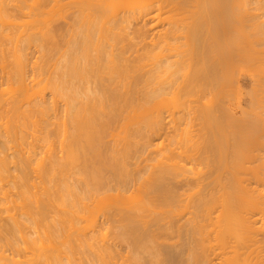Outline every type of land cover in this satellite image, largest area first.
<instances>
[{"label":"bare ground","instance_id":"bare-ground-1","mask_svg":"<svg viewBox=\"0 0 264 264\" xmlns=\"http://www.w3.org/2000/svg\"><path fill=\"white\" fill-rule=\"evenodd\" d=\"M48 1L49 0H0V57H2L1 61H3V57L5 59L6 56L9 57L12 54L13 55L10 57L11 58L14 57V59H12V61H11V63H12L14 60V62H13L14 65H11L9 63L10 61L8 62L9 65L12 66L11 70L8 69L9 70L8 72H10V73H8V75H7V72H6L7 70L3 73H6V79H7V80L5 79L6 82L8 80L13 81L11 79H17L16 80L17 82L13 81L15 83L10 82L13 85H11L10 83L8 84V82L6 83V85L7 84L11 85L10 86L11 88L8 87V85H7L6 89L4 87L5 91L6 90L10 91L9 93L6 92V93H8L5 95L6 98H7V95H9V94L12 95L13 93L16 92L15 94H13L14 96L13 95L11 97L8 96V97H10L9 99H5L4 97L0 96V119H1L0 120V138L3 136L4 139H5V137L8 139V140H3L2 141L3 143L0 141L2 144L5 143L4 145L1 144L2 146H0V147H2L0 149V183H1L0 184V264H43V263L45 264V262L48 259H51L49 256H46L47 253H46V255L44 254L45 256H42V259H41V256H40L42 253V251H41L40 254L38 255V257L34 253V256H36V258H35V260H32L31 256H33V255L30 256L29 255L30 252L28 251V253H29L28 255L31 258L26 255L25 258L28 257L29 259L27 258L25 262H22L19 259V254L20 253L24 254V253L22 250L23 248L20 246L19 240L25 239L24 237H26L28 235V234L24 235L26 233L25 231H27V233H28V229L27 230L24 229L28 225L27 226L25 225V227H24V224L34 225V224H37L38 221H42L41 223H44V221H47L46 223H48V220L50 219L51 214L53 215V213L51 212L52 211L51 209H53V208H50V207H52L53 202L57 199L56 196H58V198L62 197V200L60 199L61 201L64 200L62 203L60 202L59 199L56 200L57 203H58V201L60 202V204H58V205H60V209H64V211H65L67 209L66 207L68 206L69 207V209H67L68 211L69 210L72 211V209H74L72 211L73 212L72 214L74 216H77V214L81 215L80 212L77 214L74 213V212H77V209H78V211H81L83 213H85V211H86V210L85 211L83 210V207H82L83 205H80L79 202L76 203L77 200L78 201H79V199L82 200L81 196H80L82 194V193H80L82 186L80 187L81 188L80 192H79V188H78V192L80 193V195H79L80 198H79L78 194H76L77 188L76 189L75 188L72 189L73 187L70 188L71 184H69L68 182H66L64 184L65 186H67L66 184H68L69 185L68 187L71 190H73V191L70 190V192L74 193V195L72 194V196H73V198L74 197L77 198V199H75L76 201H74V199L72 200V196H70L71 194L67 196L66 190L68 191V188H65L66 190L65 189L62 190L60 188L63 191V193H66V196L68 198L67 199L68 202L65 201V199H66L65 194L62 195V192L60 191L61 192L60 193L61 196H60L58 194L59 191L55 190L58 188V186H57V184L56 185L54 184V183H56V182H54V180H53L54 183L52 184V183H50V180L47 181V179H46L47 184L50 183V186H52V189L50 188V186L48 187L46 185V182H45V185H46L45 187L46 188L48 187V189L44 188L46 192H43L40 190L41 192L44 193V195L42 193L40 194L41 196L43 195L42 197L39 196V194H34V193H31L32 195L30 194L29 189H31V188H29L28 186H30L33 183H31L30 182L31 180H29L30 178H29V174H28L29 172L27 170V168H28L27 164L28 163L31 164L30 161L32 160V157H30L31 158L30 161L28 159H26L24 161L25 158H23L22 162H20L21 161L20 157L22 158L23 156H22V154L20 156V152L22 151V147L19 145L22 143L20 141L23 140L22 132H24V133L26 132V134H27V131H28L27 128L28 129L29 128H36V130H34L32 132L38 131L41 134H45V138L42 137L43 138L42 140H52L53 139L52 127H54V131L57 134L55 133L56 135L55 134H53V135H55L58 140L61 138V136H62V138H61L62 140H68L67 144H69V146H67V144H66V146L69 147V154H68V148L65 147V144L64 145L62 144L67 149V151H65L64 148H63L64 150L62 149L63 152L65 151V153H63V155L69 158L68 159L65 157V162H64L65 164L62 162V157H61V162L63 163V165L57 164V163L62 164L59 162L60 160L58 159L60 157H58V158L56 157L57 158L56 161H58V162L52 161V162H50V164L48 163L49 161L46 160L47 163L46 162L44 163L45 165L47 164L46 166L43 165V161H41L42 165L40 168H42V166H43V169L42 170L39 169V170L45 176H47V175L49 176V177H44V175H43V178H42L43 180H44V178L50 179L52 177V175H50V174H52L51 172L55 171L56 168L63 170L62 168L64 167V165L65 166L68 165V164H66L67 162H71L70 163L71 166H74V165L76 166L79 164L78 161L81 163V159H82L83 162L81 163V165L83 163H84V165L83 166L80 165V167H83V168L77 167V168H80V169H78L80 173L78 171H77V173L81 174L80 176L84 177L81 179H83V181H82L83 183L86 182L84 184L87 186V189L85 188V189H83V191L88 190L87 192H84V193L88 194L89 197H92L95 194V192L97 194V191H100V190H101V192L103 191V193H104V189L108 191L107 194H109L110 191H115V192L117 191V193L120 194V193H124V192L127 193L126 191H128L129 188H131L132 191L131 190L130 191L133 193V191H136V188H134V187L138 186V188H139V186H140L138 184L140 183V180L142 179L140 177H141V172L143 170L141 169V167L139 168V166H138L137 168L141 169L142 171H138V170L134 169V170H136L137 173H134L131 171L130 174L126 175L127 170L126 171L123 170L125 172V175H124L121 173V171L118 170L119 165L120 166L122 165V163L120 164L119 160L121 159L122 155L124 157L126 156V160H128V159L131 160L132 159L131 157H133V155H135V158H136V156H138V154L140 155L142 148L139 147L141 149L135 150L136 152L132 155L129 154V152L130 153H132V152L130 150L128 151V149H126L127 151L124 149L125 151H122V152H120V150H115V149H114L115 152L113 151V149L111 151L110 150L111 148L105 147L106 145H104L103 142L100 141V140L104 141V139L107 136V132H108L107 130L108 129H109L108 133L110 135L112 134V132L110 133V129H112V128H109V127H111L112 125L114 127V124L116 125L117 123L118 124L120 123L119 120L121 118L122 119L120 121H122L123 118H125L126 120H123L125 122H123V121L121 122V123H123V126L121 125L122 126L121 132H124L123 133L124 135L120 132L122 135H121V137H119L120 133H119V131H116L117 133L114 132V134L112 136H113V138H115L117 136L118 139L117 138L113 139L112 136H111V138H112V140H119V138H121L120 140H137V139L143 140L142 147H144L143 149H146V151L143 150L141 152V154L143 155V152L147 153V151H149L148 149L151 148V144H152L151 142L153 141L152 137L155 135H160L161 132L164 130L162 116L157 117V118L153 117L156 119H154V122L151 121V120H153V118H151L148 115L149 114L148 112L151 111L150 107L152 109L153 107L157 108V107L164 106L166 104V101H167V95H169V94L176 95V94H179L181 91H184V90L188 91V89H189V93H190L191 90L194 88H196V89L201 88L204 91L205 90L206 91H209V90L213 91V88H215V87H216L215 89H218L220 87L222 88V87H225L227 85V82H225L226 80L223 79L224 77L220 76V78H219V76H218L219 72L214 67V65L217 66L216 64L218 63V60L216 61L215 64H214V61H212V60L217 58L215 55L217 50L221 49L219 47L220 45L218 46V48H215V47H217L216 42H218V39L220 40L219 36L222 34V36H224L223 38H225V37L229 36L228 35L229 29L231 30V28H233V26L237 27L235 24L231 25L232 23L230 24V22L228 21V17H226L231 12L230 10H227V9H226L227 11L224 10L225 8H227L226 7L227 4L224 5L222 3V6L224 5L225 8H222L223 11L222 10L219 11L221 13V16L223 15L224 18L226 17L225 18L226 20L224 19V21H223L222 18L220 20V21H222L221 23L224 25V29H223L222 33H220V35H219V33H217V34L215 33V31H214L215 26L213 25L214 24L213 21H215V20H212L213 16L214 17L215 16L219 17V16L215 15L216 11L215 12L213 11L214 15L212 14L211 15L212 17H210V11H208L207 13H209V14L207 15V17L202 18V19L200 18V16H198L199 15V13H198L196 18L198 20V17H199L202 21H196L195 20V23L197 22V25H195V27H192V30L190 27L188 30L189 32L188 31L186 32L185 29L182 30L180 28V26H182V25L179 26V24H178L177 26H179V28H177L176 25H174L176 27L175 28L172 24V26H170L171 28L165 30L164 32L163 31H161V32L155 31L156 33L155 32L153 33V37H155V38H151V40H148L149 37L147 36V34L149 33L150 30L154 29L153 27H155V25L157 24V23H153V22L156 20L157 16H159L157 14L159 11H162L166 7L168 8L169 6H170L169 7L170 10L178 11V10H181L182 8H184L185 6H187V4L189 5V3H191L192 0H190V1L189 0H185V1H183V0H139L138 7L136 8L137 11L135 9H133V12L125 10V8L122 5V1H120V0L117 2H114L113 0H69V1L67 0L66 1L67 4H66V2H64L66 5L70 6L73 4L74 7L75 6L78 7V12H77L78 14L77 15L74 14L75 15V16H73L74 19L72 18L73 20H70L71 22H67L68 24L66 23L67 27H68L67 30L73 28L71 30V31H73L72 33H75V31H76L77 34L76 33H75V35L72 34L74 36V37L71 36L73 38V41L71 38L72 42L70 40L68 42V43H70V42L72 43L71 47L66 42L67 47L69 46L68 48L73 49V50L71 49L72 54H70V57H72V58L69 61L70 63L69 62L67 63L65 61L68 66H65V68H64L65 72L63 71L62 75H60L57 72V74H59L60 76H65V77H60L61 78L60 79L58 76V79L56 80L54 77L50 78L51 76L50 77L48 76L49 78H47V79L50 80V82H49V80L44 79L45 77H43L44 73L47 71V70L44 71V69H46V68L44 67V69H42V70L39 68L38 70L43 71L44 73L39 72V75H38L37 74L38 73L37 66H34V67H36V70H37V71L35 70L34 72H36V74L39 77H35L36 75L33 72V75H35V76L34 77L32 76L33 77L32 81H33V83L36 82L35 80L37 78L38 82L31 85V88H30V86L27 82L28 77L26 75L27 74L26 68H27L29 63H27L28 62L27 61L28 58H26L27 56L25 57V55H28L29 53L27 54V53L23 52V54H24L23 55L22 51L23 50L27 51L30 47L31 42L34 43V40L36 41L37 39L41 40V42L43 41L42 43L40 42L41 46H42V44L44 46V47L42 46L43 50L45 47H48V43H47L48 40H49V42L52 43V45L54 44V42H55V44L57 42L56 41V39H57L56 34H58L57 30L56 31H54V30L53 31H51V30L47 31L46 30L45 32L44 31L42 32V30L41 31L39 30L40 32L38 31V29H40L39 24L41 23V18H40V15H41L40 11L42 10L41 8L45 7L46 3ZM136 1H138V0H136ZM193 1L194 2L197 1L196 4H199V0H193ZM200 1L202 2L200 9H202L204 7L203 6L204 0L203 1L200 0ZM205 1H206L207 10H208V7L210 6L209 5L210 1L212 2V0H205ZM220 1L222 2L225 0H220ZM227 1H229V0H227ZM240 1H241V3L243 2L242 5H244L243 6L244 10H246V8H248L247 10L251 9L249 7L252 3V2L250 3V1H252V0H244L246 2L249 1V3L247 2L248 7L247 6L245 7L243 0H240ZM110 2H114V3H110ZM207 2H208V4H207ZM64 3H63V5H64ZM109 3H110V5L106 6V4H109ZM217 3H218V0H217ZM259 4H258V6H259ZM213 5L215 7L216 6L219 7L218 5H215V3H213ZM135 6H136V4H135ZM45 8H43V9H45ZM216 8H213V9H216ZM213 9H210V10H213ZM224 11H225V15L223 13ZM202 12H203V10H202ZM227 12H229V13H227ZM207 13L205 12V14H207ZM220 13H218V14H220ZM153 14H155V15H153ZM205 14H201V17ZM27 18L29 19V21L26 20L25 21L26 23H24V25H23V22H24L23 19H27ZM210 18H212L211 20L213 23L209 20ZM218 19H220V17ZM253 19H255V15H254ZM207 20L210 22H207ZM230 20H232V19H230ZM250 20H252V18ZM151 21H152V25L150 24ZM131 23L132 24L134 23L137 28L135 27L136 33H134L136 35H134L133 33L130 35H131V37L137 36L138 37L137 39H140V42H138L139 44L140 43L142 44V47L140 49H138V47L136 45L137 40L135 41L134 40L135 38L133 37V42H131L132 39H131L130 35L128 33H124L126 31L123 32L124 28H122V27H127V25H130ZM216 23L217 22H215V25H216ZM218 23H219V21H218ZM124 24H127V25L124 26ZM139 25L140 26L144 25V27L150 25V28H147V29L144 28L145 29L144 30L142 28L143 26L140 27ZM212 25L214 26V28ZM253 25H255V24H253ZM257 25H259V24H257ZM22 26H23V29L24 28H27V29H24L23 31L19 30L22 28ZM27 26H29V27H27ZM250 26H252V25H250ZM259 26H257V29L254 27L255 28L254 30L255 31L258 30V28H260ZM188 27L186 26V30ZM182 28H184V27L182 26ZM218 28L219 27H217L218 31L222 30V29H218ZM179 29L182 31L179 32ZM217 30H216V32H217ZM16 31L21 33V34L18 33L17 34L18 36H14V35H16V33H15ZM69 31H67V32L70 33L71 31L70 32ZM183 31H185V32H183ZM231 31L229 32V34L231 33ZM258 31L260 32V29ZM40 33H42V34H40ZM179 33L183 34V36L180 34L182 36V38L184 37V39L185 38L188 39V42H187V45L189 44L188 46H186V44L184 45V43H183V46L188 47V49L182 47V45L179 44V46H181L182 49L183 48L186 49V50L183 49L184 51H182L180 49L181 47L177 46L178 43H176L178 39H181V38H179L180 35L178 37H176V35ZM184 33H188V34H184ZM256 33H257V31H256ZM126 34H127V36L129 35L130 39L126 36ZM123 35L125 36V39L126 38H127V40L129 39V41L132 44L128 43L129 41H127V43H128L127 45H126V43H123V39H124ZM254 35L256 36L257 34H254ZM259 35H260V33H259ZM7 41H11V42L14 41L13 42L15 44L14 47H16V48H13V51L12 50L8 51V49H7L6 51L8 52V54L5 51L6 48L3 49L5 47L4 43H6ZM220 41H222V40H220ZM19 42L23 46L22 47L19 46V49H18V43ZM44 42H46V43H44ZM226 42L228 43V40ZM122 43H123V45H121ZM185 43H186V41H185ZM224 43L225 42H223V44ZM57 46H58V44H57ZM118 46H121V47L118 48ZM134 46L138 50L136 48H134ZM229 47H231V46L229 45L228 48ZM47 49H51V48L50 47L46 48L45 52ZM68 50L69 49H67V51ZM224 50H225V48H224ZM226 50H227V47H226ZM230 51L232 52V50H230ZM42 52H44V51H42ZM223 52H222V54H223ZM235 53H238V52H235ZM67 54H68V52H67ZM217 54H218V52H217ZM222 54L220 53V55H222ZM49 55H50V53H49ZM42 56H44V54H42ZM237 56L241 57L242 55H237ZM10 57L9 58L6 57L7 58L6 60L10 59ZM224 57H225L224 60H229L226 58L225 54H224ZM41 59H42V57H41ZM46 59H44V60H46ZM6 60H4V61H6ZM3 62H1V65H4V64H2ZM194 62H196V64ZM197 62L206 65V67L208 65L207 69L205 68L206 69L205 72H203L204 71L203 70L202 71L203 73H200L201 71L200 72L198 71L199 73H197V70L195 72L194 69L192 71V67L197 65ZM192 63H194V66L192 65ZM201 64L199 66H201V68H202ZM221 64H222V62H221ZM38 66H40V65H38ZM186 66H188V68H186ZM218 66H219V64H218ZM61 69H63V68H61ZM217 69H218V67H217ZM32 71H33V69H32ZM183 71H184V75H183V77H180V74L182 76L181 72H183ZM220 71H222V70H220ZM185 72H187V73H185ZM216 72H218V73H216ZM57 74H56V76H57ZM220 74H221V72H220ZM2 76L4 78L5 75L3 74ZM12 77H15V78H12ZM0 80H1V77H0ZM44 81H47V83H45ZM1 84H0V88L4 85V84L3 85H1ZM14 84H17V85H14ZM12 86H14V87H12ZM15 86H18V87H15ZM13 88H15L16 90ZM48 90L51 91L50 93H52V95H54L51 97V98H53V101L55 100L54 98L55 97L57 98V95H58L59 99H61L63 97V99H64L63 101L66 100V102H67V104L65 102L64 103H65V109H66L65 114H66V116H68V118L65 120L64 118H66V117L64 115V117H63L64 121H63V119H61L62 123L60 122V119H59L60 116L58 114H57L58 116L56 115V109L53 106V102H51V101H50L51 103L48 102V98L46 97ZM5 91H2V92H5ZM193 91H195V89ZM168 92H170V93L168 94ZM0 94H2V93H0ZM203 94L205 95V93H203ZM51 98H49V99H51ZM210 104L212 105L213 102H210ZM210 104H204L205 108L206 107L209 108V110L208 109H206V111L204 110L206 113H209V111L211 109H213L214 104L211 106L212 108L210 107ZM54 105H56V104H54ZM219 106L220 105H218L216 107V105H214V107L217 109H215V108L213 109V110H217L218 112L213 111V110H211V112H210L211 114L213 113L215 116L213 114L211 115L210 113H209L210 115L207 114V116L206 115L203 116V118H206L204 120H205L208 128L211 127V129H212V130L210 129L211 130L210 135L212 133L213 134L211 135L212 137L209 139V140H211V143L210 142H209V144H208V142H207V144L205 143L206 145L203 146V148H202L201 146L205 142L204 140H202L203 144L202 143H200L202 145L197 144V146H196L197 150L196 151H195L196 148L195 149L191 148L192 152H188V151L185 152L186 154L188 153L187 154L188 156H186L185 154H184L185 156L183 155L184 156L183 158L185 160H188L189 158H190L189 160H191L193 158L195 161H192V160L191 161L196 162V161H198L197 160L198 157H201L202 154L203 155L205 154L206 158H208V159L211 157L209 159L210 161L212 158H214V160L218 159L220 161L221 157H222V160H224V158L227 155H229L230 157L232 156V158L236 155L238 157V154L241 153L242 149L247 145L246 143L244 144L245 141L239 142L240 140L238 141L236 136L232 135L231 138L228 137L229 135L226 133V130L224 127L227 126V128L230 129V130L228 129L229 131H231V132L235 131V133H238V131L235 130V127L236 128H237V126L241 127L242 125H238V124H240V122L236 121V119H235V121H234L235 123H234L233 120L230 118L232 120V122L229 121V122H227V124H226L225 120H223V121L221 119L218 120L219 118H218V115L216 116V114L220 113V111H222V109H219ZM200 108L203 111V108L202 107H200ZM220 108H221V106H220ZM205 112H204V114H206ZM67 113H68V115H67ZM36 114H37L36 117H41V119L38 118L41 121L40 120L38 122L35 121V120H38V119H36V117L35 118L33 117ZM52 114L55 116L52 117ZM159 115L160 114H157V116H159ZM207 117L210 121L207 120ZM55 119H57V120H55ZM1 121H3V122H1ZM208 121L211 123V125L210 124L208 125V123H209ZM223 122H225V123H223ZM32 123L34 124L33 125L34 127L28 126V125H32ZM124 123H126V125H124ZM234 124H236L237 126H235ZM121 126H120V128H121ZM124 126H125V128H124ZM240 127H238V128H240ZM120 128H118V129L120 130ZM242 128H243V126H242ZM123 129H125V130H123ZM58 132H60V134ZM105 133H106V135H105ZM26 134L24 135V138H25ZM117 134H119V135H117ZM214 134H215V136H214L215 141L212 140V139H214L213 138ZM104 135H105V138L103 137ZM210 135H209V137H210ZM51 136H52V139H51ZM37 137L39 138L40 135ZM32 138H35V134H33ZM56 138H54V140ZM235 139H237V140H235ZM35 140H37V138ZM38 140H40V138ZM220 140H225V142L224 141L222 142ZM252 141H250V142H251V144H254L255 148H257L258 153L254 154V156H253L254 159H253V161H251V163L252 162H254V163L248 167L249 172H246V176L249 177V178H247V177L245 178V179H247V182H246L247 185L246 186L243 183L244 178L242 180L240 179L241 181H239L238 177H236L238 175H236L233 171H232V174H230L231 173L230 172L229 175H226V176L221 174L220 172H218L219 174L217 176H215L217 173L212 171L213 169L212 170L208 169V171L210 170L211 174H213V173L215 174V175L213 174V176H215V180H213L214 179L213 178L212 179L213 181L212 180L210 181L209 179L212 178L210 172H207L206 174L200 173L199 175H201L202 177L199 175H196V174H191V176L196 175L195 176L196 178H194L193 176L191 177L188 173L185 174V172L189 171L190 169L187 170V168L185 166L180 165L179 163L178 164L181 167L178 166L176 168H168V167L166 168L165 167L166 165H164L162 167L163 164L161 163L162 165H159L161 167L157 166V168H159L158 170H156L157 172H154V170H153V172H154L153 175L150 174V176L148 175L149 177L147 176L148 177L147 180H149V182L152 180L150 182L151 185L149 183V187H148L149 190L145 189L147 192L148 191L150 192V193H147V195L149 194L148 198H147V196H145L148 201L147 200L146 201L144 200L145 202L139 201L140 203L135 205V206H132V204H131L132 207L129 206L131 208V209L129 208V210L127 208L128 207V205H127V207H126L127 210L126 209L122 210L123 209L122 206H124L125 204L122 205L123 204L122 203L121 204L122 206L121 207L119 206L121 203L120 200H122L119 194H118L119 195V197H118L117 193L114 192V194H116V196H114V194L110 193L111 195H113V196L110 195V198L107 197L105 194L104 198L106 196V199H108V201H109L108 206L110 205L109 207H114V209H116V212H115L116 214L113 213L112 215H117L116 219H117V217H119L120 221L125 222V223L121 222L122 223L121 231L123 229V225L126 224V222H127V224L129 223V225H126L125 226L126 228H124V229H126V231H124V229H123V233L125 232L124 234L128 237V238H126V240L129 239V241H127L129 243V245H131V247L133 246L135 248L138 247V249L143 248L142 251L143 250L145 251L148 248L149 251L147 253L154 250L152 252V253H154L153 259H155V257H156L157 260L156 261L153 260V262L150 261V263H152V264H165V262L168 264H183V262L181 260H183L184 257H182V259H181V257L178 256L180 253L179 254L177 253V256H178L177 258H180L181 259L180 261H178L179 259L177 260V258H175L176 254H175V257L170 255L169 250L173 251L171 249H172V247H173L172 245L174 243L170 244L169 241H171L170 238H172L173 235L175 236V234L179 238L183 237L182 235L184 234V237L185 236L187 237V242L185 241V243H187V245H185V246H188V247H185L186 250L188 249L187 250L188 251V259H187L188 263L185 261V264L186 263L187 264H264V257H262V256H264L263 255V253H264V189H260V188L258 189V188L251 187V185H253V184L257 185V187H258L260 185V179L261 180L263 179V181H264V172L262 173V176H260V140H252ZM11 142H12V144L16 143L20 147L17 146L16 144L12 145ZM246 142H248V140H246ZM104 143H105V141H104ZM127 143L128 142H126L125 144H127ZM10 145L14 146V147L16 145L18 147V149H17L18 153L17 154H19V156L17 155L15 157H17L16 160L19 159L18 161L20 162L21 165H20V168H18V167L17 168L19 170L23 169L22 170L23 172H25L27 170V172H28L27 175H26V173L24 174L22 172L26 176L22 175L23 177H21V175H19L18 173H17L18 176H17V174L16 175L14 174L15 176L10 174L11 172L9 169V165L11 164V161H10V158L6 156L8 153H3L6 151V149H7V151H8V149H10L9 148ZM103 146H104V148H102ZM135 146H137V145L135 144ZM198 146L201 148H198ZM123 147L125 148V146H123ZM152 147H153V145H152ZM192 147H195V146H192ZM19 148H21V151L19 150ZM118 148H119V146H118ZM103 150H104V152H102ZM105 150H106V154L103 155V153H105ZM122 150H123V148H122ZM193 150L195 151L194 153H193ZM107 151L112 152V153L108 152L109 154L107 155ZM116 151H118V153H116ZM189 151H191V150H189ZM227 151L229 154L227 153ZM50 152H52V150ZM113 152H114L113 157H115V159L110 158L112 156ZM123 152H125V153H123ZM2 153L4 154L5 157L2 156L3 155ZM55 154H54V156H55ZM65 154H67V155H65ZM106 155L110 156V157H107ZM118 155H121V157H119ZM163 155H166V154L163 153ZM13 156H14V154H13ZM141 156H139V157L141 158ZM150 156H153V155H151V153H150ZM93 157H95V159ZM135 158H133V159L136 160ZM152 158H154V156ZM203 158H204V156H203ZM226 158H229V157H226ZM226 158H225V160H226ZM248 158L249 157L247 156L245 160L250 161ZM93 159H94V163H95V160L97 161L96 162V164L98 163L97 166H94L95 164L93 163ZM13 160H15V158ZM42 160H43V158H42ZM106 160H108V161L110 160V162H111V163L109 162L110 165H109L108 161L106 162ZM112 160H115V162ZM169 160H171V159H169ZM237 160H238V158H237ZM18 161H17V163H19ZM27 161H29V162H27ZM75 161H77L78 164H72V162H75ZM181 161H183V159ZM199 161H200V158H199ZM185 162H188V161H185ZM212 162H213V160H212ZM17 163L16 164L14 163V164L17 165ZM25 163H26L27 168L26 167L23 168V166H24L23 164H25ZM222 163H223V161L220 163L221 165L219 163H216L217 165L219 164L218 169L222 165L226 166L225 163L224 164H222ZM234 163H236V161ZM238 163H239V161H238ZM106 164H107V166H105ZM112 164H113V167H112ZM147 164H148V162H147ZM164 164H166V163H164ZM216 164H214V165L216 166ZM231 164L233 165V161L231 162ZM30 166H32V165H30ZM60 166H63V167H60ZM68 166H67V168H68ZM109 166H110V170L112 169L113 172H111L109 170L111 172L110 174L112 176L107 177V174L104 175L103 173L106 172V169L107 170L109 169L108 168ZM146 167L147 166H145V168ZM155 167H156V165H155ZM155 167H154V169H157ZM240 167L244 169V165H242ZM17 168H16V170H17ZM38 168L39 167H37L36 169H38ZM64 168H65V170L67 169L66 167H64ZM121 168L124 169L125 165H124V167H121ZM72 169H73V167H71V170ZM102 170H103V173H102ZM216 170H217V168H216ZM57 171L61 172L59 170H57ZM116 171L118 173H116ZM229 171H230V168H229ZM17 172H18V170H17ZM66 172H69L70 174L69 173H67V174L71 175L70 170L64 171L65 174H66ZM144 172H145V170H144ZM146 172L149 173V171H147V170H146ZM190 172H192V171H190ZM227 172H228V170L225 171L226 174H227ZM139 173H140V176H139ZM57 174L55 175V177H57L60 173L58 175ZM75 174H74V176H76ZM110 174H108V175H110ZM208 174L211 177L208 179L211 183H209L208 180H206V183H205V179L203 178L204 175L206 178V175H208ZM5 175H7L6 179L9 178V180H8L9 182L8 181H6V182H8L9 185H10V182L12 183L11 184L12 186L10 185V187L8 186V188H6L7 187L6 185H2L3 184L2 181L5 179ZM41 175H40V177H41ZM185 175H188V176H185ZM243 175H245L244 172H243ZM60 176L62 177V174H60L58 177H60ZM72 176H73V173H72ZM14 177H16V178H14ZM37 177H39V176H37ZM65 177L63 175V178H65ZM77 177H79V176H76V180L79 181V186H80L81 179L78 178L79 179L78 180ZM189 177H191V178H189ZM67 178H68V176H67ZM67 178L65 179V181L68 180ZM84 179H85V181H84ZM55 180H57V179L55 178ZM6 182H4V183H6ZM43 183H44V181H43ZM242 183L244 184V186L242 185ZM74 184H75V182H74ZM113 184H115V185H113ZM238 184L242 185L244 188H241L240 186H238ZM201 185H203V186H201ZM32 186L35 188L34 184ZM79 186L77 185V187H79ZM147 186H146V188H147ZM53 187H55V189H53ZM74 187H75V185H74ZM143 187H142V189H143ZM192 187H194V189H192ZM195 187H197V188H195ZM41 188H43V186ZM49 188L52 191L55 190L54 192H55L56 196H55V194H53V197H52V191L50 192ZM132 188H134L135 190H133ZM184 188H185V190H187V193L186 194L180 193V189L183 190ZM14 190H16V192ZM74 190H76V191H74ZM94 190H95V192H94ZM139 190L140 189H138V191ZM185 190H183V191H185ZM12 191H14V192H12ZM27 191H29L28 193L30 195L27 193ZM40 191H38V192H40ZM125 193H124V195H126ZM139 193L141 195V190L139 191ZM144 193H146V192H144ZM25 194H28L27 196H29V197H26ZM36 195L39 196V199H35L36 197H38ZM88 195H86L87 198H88ZM32 196L34 197V199H31V198H33ZM44 196H45V198H43ZM54 197H56V198H54ZM63 197H64V199H63ZM113 197H115V198H113ZM116 197L118 198L119 201L116 199ZM132 197H133V195H132ZM70 198H71V200L69 201ZM82 198H84V197H82ZM96 198H97V196H96ZM94 199H95V197H94ZM184 199L187 202H185ZM28 200H30V201H28ZM33 200H35V201H33ZM83 200L80 201L81 204H82ZM85 200H89V198L85 199ZM90 200L92 201L91 198H90ZM112 200L114 202H116V200H117L119 205L114 203ZM131 200H132V198H131ZM182 200H184V201H182ZM56 201L54 202V205H56ZM72 201H74L76 204ZM88 202L90 203V201H87V203H86L87 206L89 204ZM133 202H134V200H133ZM180 202H185V203H183L185 205V207L192 209V212H189V216H190L189 218L184 220V219H182V216L185 213L181 214V212L179 213V212H177V210L176 211L172 210L175 213L170 214L172 212V211H170L169 212L170 215L164 216V218H161V216L159 218H156L157 216L156 217L154 216V218H156V219L152 220V217H151V218H149V220L151 219L150 221L145 220L146 214L150 213V212L152 213V211H150L152 209L151 208L152 206H155V207H159V206L162 207L163 206L164 207L166 205V207H167L170 204L171 205L173 204L172 206H174V204H175L177 206V207L175 206V208H178V207H180V206H178V204ZM95 203H97V201ZM113 203L116 206L112 205ZM62 204H64V205L62 206ZM78 204L82 207V210H79L80 208L78 207L79 206ZM61 206H62V208H61ZM172 206H169V207H172ZM116 207H118V208H116ZM56 208H57V206H56ZM75 208H77V209H75ZM89 209H90V205H89ZM117 210H121V211H117ZM188 210H187V212H188ZM68 211H66V212H68ZM87 211L89 212L90 210L87 209ZM96 211H97V209H96ZM146 211H147V213H145ZM182 211L184 212V210H182ZM50 212H51V214H50ZM88 212L86 215L87 216L90 215V218L89 217L88 218H89V220L92 221L91 215H93L94 213L92 212L93 214H91V213L88 214ZM141 212L144 213V215ZM56 213H57V211H56ZM68 213H66L67 216H69V215H71L70 217L73 216L71 213H69V214ZM61 214L63 215L64 213L61 212ZM61 214H59V215H61ZM97 214H99V213H97ZM108 214H106V215H108ZM66 215L64 216V218L62 217L63 219L62 218H60V219L64 220L65 217H67ZM112 215L111 216L108 215V217L107 216L106 217L111 219ZM141 215L143 217L145 216L143 220H142L143 217ZM150 215H152V214H150ZM22 217H26L25 219L26 220L28 219L27 221L29 223L28 222L25 223V221L23 223L22 220H25V219L24 218L21 219ZM36 217H38L39 219ZM70 217H68V220H71ZM93 217H94V215H93ZM148 217H150V216H148ZM73 218L78 221V219H76L78 217H76V218L73 217ZM113 218H115V217H113ZM51 219L53 220V218H51ZM56 219H57V217H56ZM52 220H51V222L48 223V225L49 224L51 225V223L53 224L52 228L49 226V229L51 228V230H49V231H51V232L58 231L57 233H59L60 232L58 230L59 228L56 226V223H54V220L53 221ZM75 220H74V223H76ZM144 220H145V222H144ZM182 220H184V222ZM94 221H95V219H94ZM94 221H93V223H94ZM140 221H142L143 223ZM58 222L61 223L63 221L59 220ZM58 222H57V225H58ZM69 223L67 222V224H69ZM72 223H73V221H72ZM137 224L140 226H137ZM43 225H46V224L44 223ZM48 225H46V228L44 230H46L48 228L47 227ZM59 225L62 226L61 224H59ZM74 227H75V225H74ZM29 228L32 229L33 227L29 226ZM40 229L43 230L42 228H40ZM52 229H54V230L52 231ZM55 229H57V230H55ZM91 230L93 231V229H91ZM29 231H31V230L29 229ZM100 232H101V230H100ZM29 233H30L29 237L31 240L28 239V241L30 240L29 243L27 242L28 245L31 244L32 241H34V238H33V240L31 238L32 237L31 232H29ZM66 233H67V231H66ZM123 233H121V234H123ZM45 234H47V232ZM52 234H54V233H52ZM101 234H103V233L101 232ZM48 235L49 234H47V237H48ZM56 235L54 234L55 237H56ZM58 236H57V238H58ZM83 236H85V235H83ZM86 236H85V239H88V238H86ZM93 236L95 237V234H93ZM100 236H102V235H100ZM122 236H124V235H122ZM260 236L263 238L262 239L263 241L261 240ZM51 237H50V239H52ZM55 237H53V240ZM64 237H66V236H64ZM71 237H73V236H69V239ZM78 237H81V236H78ZM35 238H37V237H35ZM45 238H46V236H45ZM50 239H45V240L50 241ZM62 239H63V237H62ZM83 239H84V237H83ZM123 239H125V238H123ZM162 239L168 241V243L170 245L168 243L166 244V242L164 243L162 241ZM37 240H39V238ZM64 240H66V239H64ZM25 241H27V238ZM36 241H34V242H36ZM43 241H44V239H43ZM43 241L41 240L40 242L42 243ZM52 241H50V243H52ZM56 241H59V239ZM89 241L86 242L87 245H89L88 243H90V244L92 243ZM21 242H23V241H21ZM75 242H77V241H75ZM84 242L85 241H83V243ZM93 242L94 243H92V244H95V241H93ZM180 242L182 243V241H180ZM183 242H184V240H183ZM213 242H214V244H213ZM50 243H49V247H50ZM53 243H54V241H53ZM73 243H74V241H73ZM77 243H76V246H77ZM24 244H26V243L24 242ZM36 244H39V243H36ZM44 244L45 243H43V245ZM57 244H59V243H57ZM145 244H146V246H145ZM175 244H174L173 248H179L180 247L179 245H178L179 247H177L176 246L177 244L176 245ZM182 244H184V243H182ZM43 245H41L42 248H43ZM45 245L47 246V244H45ZM82 245L84 246V244H81V246ZM91 245H89V246H91ZM97 246L99 247L98 244H97ZM64 247H65V245H64ZM66 247L68 248V246H66ZM111 247L110 248L109 247L108 248L103 247V249H101V250L99 248L100 254H101V252H102V254L101 255L99 254L98 257L102 256V259H103L104 254H105V256L107 253H108L107 255H111L112 254L111 250H110V252L108 251V249L113 248V247L112 248ZM6 248H8V249H6ZM36 248H38L37 245H36ZM81 248H83V247H81ZM92 248H90V250L88 249V252L91 251ZM151 248H152V250H151ZM229 248H230V250L231 249L232 250L230 252H226V250ZM34 249H32V250H34ZM61 249H63V248H61ZM138 249H137V251H138ZM217 249L220 250L221 252H220V255L218 256L219 261L215 263L214 261H212L213 258H210V256H211L212 252L214 253V251ZM7 250L12 251L11 257L8 256V253L5 254L6 252H8ZM24 250H25V248H24ZM29 250H30V247H29ZM37 251L39 252V250H36V253H37ZM134 251H136V250H134ZM140 251H139V253H142ZM48 252H50V251L48 250ZM85 252H86V250H85ZM176 252H177V250H176ZM54 254H56V253H54ZM69 255H71V252ZM86 255H85V257H87ZM94 255H96V254H94ZM113 255H111V256L113 257ZM105 256H104V258H105ZM111 256H109V259ZM181 256H183V255H181ZM59 257H61V256H59ZM70 257H72V256H70ZM52 258H54V261H55V256L54 257L52 256ZM36 259H38V260H36ZM112 259H110V260H112ZM184 259H186V257ZM79 260H80V258H79ZM99 260H100V258H98V261ZM48 261H47V263H48ZM50 261H52V260H50ZM59 261H60V259L58 260V262ZM100 261H99V263H100ZM104 261H105V259H104ZM104 261H102V262H104ZM71 262H72V260H71ZM71 262L69 264H71ZM77 262H79V261H77ZM104 263L108 264L106 262H104ZM104 263H102V264H104ZM49 264H50V262H49ZM51 264H53V263H51ZM60 264H61V261H60ZM62 264H65V262L64 263L62 262ZM110 264H111V262H110Z\"/></svg>","mask_w":264,"mask_h":264},{"label":"rangeland","instance_id":"rangeland-1","mask_svg":"<svg viewBox=\"0 0 264 264\" xmlns=\"http://www.w3.org/2000/svg\"><path fill=\"white\" fill-rule=\"evenodd\" d=\"M67 0H49L47 3H46V8L45 7H42L41 9V15H40V18H41V23L39 24L40 25V29H38V31L40 30H42V32L44 31H49V30H51V31H56L57 30V33L58 34H56L57 35V39H56V44H55V42H54V44L52 45V43L51 42H49V40L47 41V43H48V47H50L51 49H47L46 50V52H45V49L46 48H48V47H45L44 48V50H43V48H42V46H43V44H42V46H41V43L43 42H41V40H39V39H37L36 41L34 40V43L33 42H31V44H30V47H29V49L27 50V51H24L23 49V51H22V54H23V52H25V53H29L28 55H25V57L26 58H28V62L27 63H29L28 64V66H27V71H26V75H27V82H28V84H29V86H30V88H31V85H33L34 83H36V82H38L37 80V78H36V82H34L33 83V77L35 76V77H39L38 75H39V72L41 73V72H43V71H39L38 69L40 68L41 70L42 69H44V67L46 68V69H44V71L45 70H47L45 73H44V75H43V77H45L44 79H47V78H49L50 76V78H55L56 80L58 79V76H59V78L60 77H65V76H60V75H62L63 73V71L65 72V66H68L67 65V63L71 60V58L72 57H70V54H72V51H71V49L72 48H68L69 46L71 47V42L73 41V38L71 37V36H73V35H75V33H76V31H75V33H72L73 31H71L72 29H69V30H67V22H71L70 20H73L74 18H73V16H75L74 14H78L77 12H78V7L77 6H75L74 7V5L72 6V5H66L67 4V2H66ZM69 1V0H68ZM114 2H117V1H119V0H113ZM120 1H122V5H123V7L125 8V10H127V11H130V12H133V9H135L136 10V8L138 7V4H139V0L138 1H136V0H120ZM183 1H185V0H183ZM190 1V0H189ZM188 1V2H189ZM193 1V0H192ZM191 1V3H189V5L187 4V6H185L184 8H182L181 10H178V11H174V10H170V6L167 8H164L162 11H159L157 14L159 15V16H157V18H156V22L154 21L153 23H157L156 25H155V27H153L154 29H152V30H150L149 31V33L147 34V36L149 37V39L148 40H151V38H155V37H153V33L156 31V32H161V31H165V30H167V29H169V28H171L170 26H172V24H173V26L174 25H176V27L177 28H179V26L180 25H182L184 28H182V26H180V28L182 29V30H184L185 29V31L187 32L188 30H189V28L191 27V30H192V27H195V25H197V22L195 23V20L196 21H202L201 19L202 18H205V17H207V15L209 14V13H207L208 11H210V17H212L211 15L213 14L214 15V12H215V15H218L219 17H220V19H218L219 17H212V18H210L209 20L212 22V20H215V21H213L214 22V26H215V29H214V31H215V33L217 34V33H219V35H220V33H222V31H223V29H224V25L221 23L222 21H220L221 20V18L223 19V21H224V19L226 18V17H228V21L230 22V24L231 25H233V24H235L237 27H235V26H233V28H231V30L229 29V31H228V35L229 36H227V37H225V38H223L224 36H222V34L219 36L220 37V40H222V41H220L219 39H218V42H216L217 44H216V46L217 47H215V48H218V46L221 48V49H216L217 50V52H218V54H217V52L215 53V55H216V59H214V60H212V61H214V64L216 63V61L218 60V63L216 64L217 66H215L214 65V67L216 68V70L219 72H216V73H218L219 75V78H220V76L221 77H224L223 79L224 80H226L225 82H227V85L225 86V87H220V88H218V89H215V88H213V91L212 90H209V91H204L203 89H201V88H194L195 89V91H193L194 89H192L191 90V92L189 93V89H188V91L187 90H184V91H181L179 94H176V95H171V94H169L170 92H168V94L169 95H167V101H166V104L164 105V106H162V107H157V108H152L151 109V107H150V110L151 111H149L148 113V115L151 117V118H153V117H161L162 116V119H163V127H164V130L161 132V134L160 135H155V136H153L152 137V139H153V141L151 142L152 144H151V148L150 149H148L149 151H147V153H145V152H143V155L141 154V152L143 151V150H145L146 151V149H143L144 147H142V143H143V140H120L121 138H119V140H112V138H113V134H114V132L115 133H117L116 131H119V133L121 132V130H122V126H123V123H121L123 120H126L125 118H123V120L122 121H120L119 120V124L117 123L116 125L114 124V127H113V125L111 126V127H109V128H112V129H110V133L112 132V134L110 135L108 132H109V129L107 130L108 132H107V136H106V138H105V135H106V133H105V135L103 136L104 138V141H105V143H104V141L103 140H100L101 142H103V144L104 145H106L105 147H109V148H111L110 150L112 151V149H113V151L115 152V150H120V152H122V151H125L126 149H128V151L130 150L132 153H130L129 152V154L130 155H132V154H134L136 151L135 150H137V149H141V152H140V155L138 154V156H136V158H135V155H133V157H131L132 159L131 160H126V156L124 157L123 155H122V157H121V155H118L119 157H121V159L119 160L120 161V164L122 163V165L120 166L119 165V171H121V173L122 174H124L125 175V172L124 171H126V175L127 174H130V172L132 171V172H134V173H137L136 172V170H138V171H142L141 172V177L140 178H142L141 180H140V183L138 184V185H140L139 186V188H138V186L137 187H134V188H136V191H133V193L131 192L132 190H131V188H129V190L128 191H126L127 193H125L126 195H124V193H117V191L115 192V191H110L109 192V194H107L108 193V191L107 190H105L104 189V193H103V191L101 192V190L100 191H97V194H96V192H95V190H94V192H95V194L92 196V197H89V195L88 194H86V193H84V192H87V191H83V189H87V186L84 184V183H86V182H82L83 181V179H81V178H84L83 176H80L81 174H78L77 173V171L79 172V170L78 169H80V168H83V167H80V165H81V163L83 162V160L81 159V163L78 161V163H77V161H75V162H72V164H78V165H74V166H71V162H67L66 164H68V165H64V167H66L67 168V166H68V168L65 170V168L63 167V166H60V167H63L62 169L64 170V171H69L70 170V172H71V175H69L70 173L69 172H66V174L67 173H69V174H65L64 173V171L63 170H61V169H57L56 168V170L55 171H53V172H51L52 174H50V175H52V179L50 178H44V180L42 179L43 178V175L44 174H42L41 173V171L39 170V169H43V166H42V168H40L41 167V165H42V162L41 161H43V165H45L44 163L46 162L47 163V161H49L48 163L50 164V162H54V161H56L57 160V158L58 157H60V158H58L60 161V163H64L65 162V157L66 156H64L63 155V153H65V151H67V149L65 148V147H67V146H69V144H67L68 142V140H62L61 138H62V136H61V138L58 140L57 138H56V132L54 131V127H52V136H53V139H52V136H51V139L52 140H42L43 138H45V134H41V133H39L38 131L36 132H32V131H34V130H36V128H27V134H26V132L24 133V132H22V136H23V140H21L20 142H22L21 144H19L21 147H22V151H21V148H19V150L21 151H19L20 152V156H21V154H22V158L20 157V159H21V161L20 162H22V159L23 158H25L24 159V161L26 160V159H28L29 161H30V157H32V160L30 161V163L31 164H27L28 165V168H27V166H26V163L27 162H29V161H27L25 164H23L22 166H23V168L24 167H26L27 168V170H28V172H27V170L25 171V172H23L21 169V171L18 169V168H20V162L18 161V160H16L17 159V157H15V156H19V154H17L18 153V151H17V149H18V147L17 146H19V145H17L16 143H13V144H16L15 145V147L14 146H11L10 145V149H8V151H7V149H6V151L5 152H3V153H8L6 156L7 157H9L10 158V161H11V164L9 165V169H10V174L11 175H16L17 173L19 174V175H21V177H23V176H26L27 175V173L29 174V180H31L30 182L31 183H33L34 184V186H35V188L32 186L33 184H31L30 186H28L29 188H31V189H29V191H30V194L31 193H34V194H39V196H41L40 194L42 193L43 195H44V193L43 192H46L45 191V189H48V187L50 186V183H54V182H56V183H54L55 185L57 184V186H58V190L57 189H55V187H53V189H55L56 191H59L58 192V194L60 195V193L62 192V195L63 194H65V196H66V193H67V196L68 195H70V196H72V194L74 195V193L73 192H70V188H72V189H76L77 190V193L76 194H78V197L80 198V196H81V199L83 200L84 198L85 199H88L89 198V200H83V202H82V204H81V202L80 201H82V200H80L79 198V201L77 200H75V199H77V198H73V196H72V200L74 199V201H76V203L77 202H79V204L80 205H83L82 207H83V210L85 211H87V209L88 210H90L89 212H88V214H93L94 215V217H93V215H91L92 216V221L91 220H89V218H90V215L89 216H87L86 214H87V212L85 211V213H83V212H81V211H78V209L77 208H75V209H77V212H74L75 214H77V213H81V215L79 216L78 214H77V216H74L72 213V211L74 210V209H72L71 207V209H72V211L71 210H67V209H69V207L67 206L65 209V211H64V209H60V205H58V204H60V202L62 203L63 201H61L62 200V197L61 198H58V196H56V194H55V190H51L52 189V186H50V188H49V190H50V192L52 191V197H53V194H55V196L57 197V199H61L60 200V202L58 201V203H57V199L55 200L54 198H56V197H54L53 199L56 201V205H54V202H53V204H52V207H50V208H53V209H51L52 211V213H53V215L51 214V212H50V214H51V217H50V219L51 218H53V220H54V223H56V226L59 228H57L60 232L59 233H57L58 231H56V232H51V231H49V230H51V228H52V223H51V225L49 224L48 225V223L49 222H51V220L49 221L48 220V223H46L47 221H44V223L46 224V225H48L47 227V229L46 230H44L45 228H46V225H43L44 223H41L42 221H38V223L37 224H34V225H31V224H24V227H25V225L27 226L26 228H24L25 230H27L28 229V233H27V231H25L24 233V235H26V234H28L26 237H24L25 239H21V240H19V242H20V246L23 248L22 250H23V253L24 254H22V253H20L19 254V259L22 261V262H25L26 261V259L28 258V257H30L31 255H33V256H31L30 258L32 259V260H35V258H36V256H34V253L37 255V257H38V255L40 254V252L42 251V253H41V259H42V256H45L46 255V253H47V255L46 256H49L51 259H48L47 261H48V263H47V261L45 262V264L47 263V264H49V262H50V264L51 263H53V264H60V261H61V264H62V262L64 263L65 262V264L67 263V264H69L70 262H71V260H72V262H71V264H102V263H104V262H106V263H108V264H110V262H111V264H152V263H150V261L151 262H153V260L154 261H156L157 259H156V257H155V259H153V254L154 253H152L154 250H152V248H151V250L152 251H150L149 253H147L149 250H148V248L144 251H142V249L143 248H139L138 249V247H131V245H129V243L127 242V241H129V239L128 240H126V238H128L124 233H123V229L124 228H126L125 226L126 225H129V223L127 224V222H126V224H124L123 225V229H122V231H121V228H122V223L124 222H122V221H120V218L119 217H117V219H116V216L117 215H112L113 213L114 214H116L115 212H116V209H114V207H109L108 206V204H109V201H108V199H106V196L107 197H109L110 198V195L111 194H114V192L115 193H117V196L119 197V195H120V197H121V199L123 200H120V205L118 204V198L116 197V199L118 200H116V202H114L113 200V202L114 203H116L117 205H119L120 207L122 206V205H124V206H122V210H125L126 209V207H127V205H128V210H129V208L130 207H132V206H135V205H137V204H139L140 202L139 201H146L147 200V198H148V195H147V193H150L149 191L147 192L146 190L148 189L149 190V183L152 181H150L149 182V180H147L148 179V177L150 176V174H152L153 175V173L154 172H157L156 170H158L159 168H157V166H159V165H162V167L164 166V165H166L165 167L167 168H176V167H178L179 166V164L180 165H183V166H185L186 168H187V170L188 169H190L189 171H187V172H185V174H189L190 176H191V174H196V175H199L200 173L201 174H206L207 172H210V170H212V171H214L215 173H217L215 176H217L219 173L218 172H220L221 174H223V175H229V173L230 174H232V171L236 174V175H238V176H236V177H238V180L239 181H241L243 178V180H244V184H245V186L247 185V179H245L246 177L247 178H249L248 176H246V172H249V169H248V167L249 166H251L254 162H252L251 163V161H253V156H254V154H257L258 152H257V148H255L254 147V144H251V142L250 141H252V140H260V176H262V173L264 172V0H252V1H250V3H251V5H250V7L249 8H251L250 10H247L248 8H246V10H244L243 8V6L244 5H242L243 4V2L241 3V1L240 0H229V1H227V0H225V1H220V0H218V3H217V0L215 1H213L212 0V2L213 3H215V5H218L219 7H215L214 5H213V3L210 1V6L208 7V10H207V6H206V1L204 0V7L202 8V9H200L201 8V1L199 0V4H196L197 3V1L196 2H192ZM203 1V0H202ZM244 1V0H243ZM260 1V2H259ZM64 2H66V4L64 3ZM114 2H110V3H114ZM226 2V3H225ZM229 2V3H228ZM248 3H249V1H247ZM247 2L246 1H244V4H245V7L247 6L248 7V4H247ZM63 3H64V5H63ZM110 3L109 4H106V6H109L110 5ZM222 3L224 4V5H226L227 4V8H225V6L223 5L222 6ZM260 3V4H259ZM135 4H136V6H135ZM207 4H208V2H207ZM258 4H259V6H258ZM200 5V6H199ZM197 6V7H196ZM230 8H229V7ZM260 9H259V8ZM43 8H45V9H43ZM213 9V8H216V9H213V10H210V9ZM222 8H225L224 10H230L231 12L229 13V12H227V13H229L225 18H224V16L222 15L221 16V13L219 12L220 10H222L223 11V9ZM219 9V10H218ZM134 10V11H135ZM202 10H203V12H202ZM205 10V11H204ZM226 10V11H227ZM257 10V11H256ZM137 11V10H136ZM200 11V12H199ZM214 11V12H213ZM245 11V12H244ZM248 11V12H247ZM205 12L207 13V14H205ZM256 12V13H255ZM160 13V14H159ZM198 13H199V15H198ZM218 13H220V14H218ZM224 13V15H225V11L223 12ZM222 13V14H223ZM201 14H205V15H203L202 17H201ZM255 15V19H253V17H254V15ZM153 15H155V14H153ZM197 15L198 16H200V18L198 17V20H197ZM253 15V16H252ZM230 16V17H229ZM257 17V18H256ZM73 18V19H72ZM216 18V19H215ZM252 18V20H250ZM212 19V20H211ZM230 19H232V20H230ZM24 20V22H23V25H24V23H26L25 21L26 20H28L29 21V19L27 18V19H23ZM217 20V21H216ZM226 20V19H225ZM210 21H208L207 20V22H210ZM218 21H219V23H218ZM194 24H193V23ZM212 22V23H213ZM215 22H217L216 23V25H215ZM29 23V22H28ZM67 23V24H66ZM237 23V24H236ZM141 24V23H140ZM150 24L152 25V21L150 22ZM179 24V26H177ZM218 24V25H217ZM222 24V25H221ZM253 24H255V25H253ZM257 24H259V25H257ZM27 25V24H26ZM30 25V24H29ZM123 25V24H122ZM127 24H124V26H126ZM212 25V26H213ZM250 25H252V26H250ZM69 26V25H68ZM140 26V25H139ZM143 26V27H142ZM186 26L188 27L187 28V30H186ZM214 26H213V28H214ZM239 26V27H238ZM257 26H259L260 28H258V30L260 29V32L258 31V30H256L257 31V33H256V31L254 30L255 28L257 29ZM27 27H29V26H27ZM136 26H135V24L133 23H131L130 25H127V27H122V28H124V30H123V32L124 31H126V32H124V33H128L129 35L130 34H134V33H136V28H135ZM140 27H142L143 29L144 28H150V25H148V26H145L144 27V25H141ZM175 27V26H174ZM175 27V28H176ZM217 27H219L218 29H222V30H217ZM255 27V28H254ZM237 28V29H236ZM24 29H27V28H24ZM23 29V26H22V28L21 29H19V30H21V31H23L24 30ZM126 29V30H125ZM134 29V30H133ZM145 30V29H144ZM182 30H180L179 29V32L180 31H182ZM213 30V29H212ZM216 30H217V32H216ZM39 31V32H40ZM67 31H69L70 33H68ZM185 31H183V32H185ZM231 31V33L229 34V32ZM38 32V33H39ZM122 32V31H121ZM130 32V33H129ZM155 32V33H156ZM189 32V31H188ZM16 33V35H14V36H18L17 34L19 33V32H15ZM55 33V32H54ZM123 33V34H124ZM182 33V32H181ZM181 33H179V34H177L176 35V37H178ZM259 33H260V35H259ZM19 34H21V33H19ZM40 34H42V33H40ZM61 36H60V35ZM73 34V35H72ZM77 34V33H76ZM184 34H188V33H184ZM254 34H257L256 36L254 35ZM55 35V36H56ZM59 35V36H58ZM125 35V34H124ZM123 35V36H124ZM129 35L127 36V34H126V36L129 38ZM134 35H136V34H134ZM182 36H183V34H181ZM180 35V37L179 38H181V39H178L177 40V42L176 43H178V45L177 46H179V44H181L182 45V47H184V48H187L188 49V47H186V46H188L187 45V42H188V39H184V37L182 38V36ZM259 35V36H258ZM65 38H64V37ZM69 36V37H68ZM232 36V37H231ZM258 36V37H257ZM63 37V38H62ZM74 37V36H73ZM130 37H131V35H130ZM133 37L135 38L134 40L137 42V47H138V49H140L141 47H142V44L140 43H138V42H140V39H137L138 37L136 36H132L131 37V39H132V41L131 42H133ZM71 38H72V41H71ZM222 38V39H221ZM229 38V39H228ZM42 39V38H41ZM130 39V38H129ZM129 39L127 40V38L125 39V36H124V39H123V43H126V45L128 44V43H130V44H132L130 41H129ZM68 40V41H67ZM69 40L71 41L70 43H68L69 42ZM228 40V43L226 42ZM127 41H129L128 43H127ZM134 41V42H135ZM185 41H186V43H185ZM14 41H7L6 43H4V48L3 49H5V51L8 49V51H10V50H12L13 51V48H16V47H14L15 46V44L13 43ZM41 42V43H40ZM66 42H67V44L69 45L68 47H67V44H66ZM223 42H225L224 44H223ZM17 43V42H16ZM44 43H46V42H44ZM123 43L121 44V45H123ZM183 43H184V45L186 44V46H183ZM14 44V45H13ZM57 44H58V46H57ZM139 44V45H138ZM223 44V45H222ZM226 44V45H225ZM228 44V45H227ZM45 45V44H44ZM120 45V44H119ZM125 45V44H124ZM141 45V46H140ZM223 47H222V46ZM231 46V47H229L228 48V46ZM19 46L20 47H22L23 45L19 42L18 43V49H19ZM47 46V45H46ZM55 46V47H54ZM236 46V47H235ZM44 47V46H43ZM119 47H121V46H118V48ZM179 47H181V46H179ZM182 47L180 48L182 51H184V50H186V49H182ZM226 47H227V50H226ZM233 47V48H232ZM239 47V48H238ZM42 48V49H41ZM134 48H136L135 46H134ZM224 48H225V50H224ZM235 48V49H234ZM238 48V49H237ZM67 49H69L68 51H67ZM137 49V48H136ZM137 49V50H138ZM223 49V50H222ZM73 50V49H72ZM230 50H232V52L230 51ZM42 51H44V52H42ZM223 52V54H222V52ZM227 51V52H226ZM230 51V52H229ZM67 52H68V54H67ZM70 52V53H69ZM235 52H238V53H235ZM6 53L8 54V52L6 51ZM47 53V54H46ZM49 53H50V55H49ZM220 53L222 54V55H220ZM228 53V54H227ZM11 54V53H10ZM9 54V55H10ZM42 54H44V56H42ZM224 54H225V56H226V58L227 59H229V60H224L225 59V57H224ZM13 55V54H12ZM12 55H10V56H12ZM24 55V54H23ZM237 55H242L241 57L240 56H237ZM9 56V57H10ZM135 56V55H134ZM231 56V57H230ZM7 58H9L8 56H6ZM5 57V59H4V57H3V61L4 60H6L7 58ZM41 57H42V59H41ZM44 57V58H43ZM219 57V58H218ZM1 58L2 57H0V77H1V80H0V84L1 85H3L1 88H0V93H2V94H0V96H2V97H4L5 99H9L13 94H15V93H13L12 95L11 94H9V95H7V98H6V94H8L10 91L8 90H6L5 91V89L7 88V85L10 83V82H13V81H16L17 79H11V80H13V81H10V80H8L7 82H8V84L6 85V73H3V72H5L6 70V72H7V75H8V73H10V72H8L9 70H11L12 69V66L11 65H14V60H13V64L11 63V61H12V59H14V57L13 58H11L10 57V59H8V60H6V61H1ZM47 58V59H46ZM232 58V59H231ZM44 59H46V60H44ZM66 59V60H65ZM44 60V61H43ZM10 61V62H9ZM67 63H66V62ZM222 62V64H221V62ZM228 61V62H227ZM1 62H3L2 64H4V65H1ZM7 64H6V63ZM11 64V65H9V63ZM45 63V64H44ZM47 63V64H46ZM70 63V62H69ZM195 64H196V62H194ZM194 63H192V65L194 66ZM231 63V64H230ZM66 64V65H65ZM201 63H198L197 62V65H195L194 67H192V71H193V69H194V71L196 72V70H197V73H199L200 71V73H203V72H205V70L207 69V67H208V65H207V67H206V65H204V64H201L202 65V68H201V66H199ZM218 64H219V66H218ZM38 65H40V66H38ZM44 65V66H43ZM63 65V66H62ZM34 66H37V70H38V75L36 74V72H34L35 70H36V67H34ZM70 66V65H69ZM205 66V67H204ZM4 67V68H3ZM60 67V68H59ZM217 67H218V69H217ZM7 68V69H6ZM14 68V67H13ZM35 68V69H34ZM59 68V69H58ZM61 68H63V69H61ZM186 68H188V66H186ZM206 68V69H205ZM9 69V70H8ZM15 69V68H14ZM13 69V70H14ZM32 69H33V71H32ZM67 69V68H66ZM201 69V70H200ZM12 70V71H13ZM36 70V71H37ZM204 70V71H203ZM220 70H222V71H220ZM60 71V72H59ZM199 71V72H198ZM203 71V72H202ZM14 72V71H13ZM33 72L35 73V75H33ZM57 72L60 74H57ZM220 72H221V74H220ZM2 73V74H1ZM182 73V76H181V74H180V77H183V75H184V71L183 72H181ZM185 73H187V72H185ZM5 75L4 76V78H3V76L2 75ZM56 74H57V76H56ZM29 75V76H28ZM33 76V77H32ZM49 76V77H48ZM42 77V76H41ZM3 78V79H2ZM12 78H15V77H12ZM6 79V80H5ZM35 79V78H34ZM61 79V78H60ZM222 79V78H221ZM42 80V79H41ZM47 80H49V79H47ZM2 81V82H1ZM5 81V82H4ZM17 82V81H16ZM45 83H47V81H44ZM49 82H50V80H49ZM13 83H15V82H13ZM11 85H13L12 83H10ZM18 84V83H17ZM17 84H14V85H17ZM11 85H8V87H10ZM36 85V84H35ZM41 85V84H40ZM43 85V84H42ZM4 87H5V89H4ZM12 87H14V86H12ZM15 87H18V86H15ZM11 88V87H10ZM4 89V90H3ZM9 89V88H8ZM13 89H15V88H13ZM16 90V89H15ZM2 91H5V92H2ZM12 91V90H11ZM6 92H8V93H6ZM51 91H47V94H46V97L48 98V102H53V106H54V108L56 109V115L58 114L59 116H60V122L62 123V120L61 119H63V117H64V115H65V117L66 118H64L65 120L68 118V116H66V114H65V111H66V109H65V103L67 104V102H66V100L65 101H63L64 99H63V97L61 98V99H59V96L57 95V98L55 97L54 99V101L56 102H54L53 101V98H51L52 96H54V95H52V93H50ZM184 92V93H183ZM207 92V93H206ZM212 92V93H211ZM5 93V94H4ZM203 93H205V95L203 94ZM209 93V94H208ZM8 96H10V97H8ZM14 96V95H13ZM56 96V95H55ZM61 97V96H60ZM3 98V99H4ZM49 98H51V99H49ZM202 101V102H201ZM208 101V102H207ZM50 102V103H51ZM65 102V103H64ZM210 102H213V104L214 105H216V107L218 106V105H220L221 106V108H220V106H219V109H222V111H220V113H215L216 114V116L218 115V120H225L226 121V124H227V122H229V121H231L232 122V120H233V122L235 121V119H236V121H238V122H240V124H238V125H242L243 126V128H242V126L240 127V126H237L236 124H234L235 126H237V128L235 127V130L236 131H238V133H235V131L234 132H231V131H229L230 129L229 128H227V126L226 127H224L225 128V130H226V133L229 135L228 137L229 138H231L232 137V135L233 136H236V138L238 139V141L239 142H241V141H245L244 142V144L246 143L247 145L242 149V151H241V153H239L238 154V157H237V155L236 156H234L233 158H232V156L230 157L229 155H227L226 157H229V158H226V160H225V158H224V160H222V157H221V160L223 161V163L222 164H224L225 163V165L226 166H221V167H219V169H218V165L222 162L221 160L219 161L218 159L216 160H214V158H212L211 159V161L208 159V158H206V156H205V154L203 155L204 156V158H203V156L201 155V157L203 158H201V157H198V161H196V162H192V161H195L193 158L191 159V160H189L188 158V160H185L183 157L186 155V156H188L185 152H192V149L191 148H196L195 149V151L197 150V144H199V145H202L203 143H202V140H204L205 142H204V144L201 146L202 148H203V146H205L206 144H207V142H208V144H209V142L211 143V140H209L212 136V134L210 135V132H211V127H209L208 128V126H207V124H206V122H205V120L204 119H206V118H203V116L204 115H206L207 116V114L208 115H210L211 113V110H213L215 107H214V105H213V109H211L212 107V105L210 104ZM202 103V104H201ZM54 104H56V105H54ZM204 104H210V111H209V113H206L205 111H206V109H208L209 110V108H205L204 107ZM204 107L203 108V111H202V109L199 107ZM206 106V105H205ZM209 106V105H208ZM201 109V110H200ZM215 109H217V108H215ZM205 110V111H204ZM213 111H216V112H218L217 110H213ZM159 112V113H158ZM203 112V113H202ZM204 112L206 113V114H204ZM54 114V113H53ZM52 114V117L53 116H55V115H53ZM157 114H160L159 116H157ZM203 114V115H202ZM213 114V113H212ZM211 114V115H212ZM57 115V116H58ZM67 115H68V113H67ZM156 115V116H155ZM214 115V114H213ZM37 116V114L35 115V116H33L34 118ZM148 116V117H149ZM215 116V115H214ZM220 116V117H219ZM62 117V118H61ZM210 117V116H209ZM213 117V116H212ZM38 118H40L41 119V117H36V119H38ZM156 118H153V120H151L152 122H154V119H156ZM232 120H231V119ZM40 119H38V120H35V121H39ZM64 119H63V121H64ZM227 119V120H226ZM229 119V120H228ZM1 120V119H0ZM55 120H57V119H55ZM204 120V121H203ZM207 120H209L208 119V117H207ZM41 121V120H40ZM210 121V120H209ZM208 121V122H209ZM221 121V122H222ZM1 122H3V121H1ZM57 122V121H56ZM123 122H125V121H123ZM207 122V123H208ZM237 122V123H238ZM127 123V122H126ZM126 123H124V125H126ZM223 123H225V122H223ZM235 123V122H234ZM30 124V123H29ZM211 125V123L209 122L208 123V125ZM225 124V125H226ZM34 124L32 123V125H28V126H33ZM122 125V126H121ZM116 126V127H115ZM119 126V127H118ZM120 126H121V128H120ZM34 127V126H33ZM238 127H240V128H238ZM118 128H120V130L118 129ZM124 128H125V126H124ZM114 129V130H113ZM117 129V130H116ZM211 129V130H210ZM229 129V130H228ZM239 129V130H238ZM242 129V130H241ZM123 130H125V129H123ZM26 131V130H25ZM57 131V130H56ZM214 131V130H213ZM31 132V133H30ZM39 133V134H38ZM56 133V134H55ZM59 134H60V132H58ZM122 134L124 133V132H121ZM120 133V136L119 137H121V134ZM26 134V136H25V138H24V135ZM33 134H35V138H32V136H33ZM53 134H55V135H53ZM40 135V140H38L39 138L37 137V136H39ZM116 135V134H115ZM117 135H119V134H117ZM124 135V134H123ZM209 135H210V137H209ZM2 136V135H1ZM111 136H112V138H111ZM214 136H215V134L213 135V138H214ZM5 137V136H4ZM43 137V138H42ZM59 137V136H58ZM115 137V136H114ZM123 137V136H122ZM37 138V140H35ZM54 138H56L55 140H54ZM117 138V136L115 137V138H113V139H116ZM226 138V137H225ZM118 139V138H117ZM237 139H235V140H237ZM3 140H8L6 137H5V139L3 138V136L0 138V141L2 142ZM212 140H214L215 141V138L214 139H212ZM246 140H248V142H246ZM66 141V142H65ZM70 141V140H69ZM99 141V140H98ZM220 141H224L225 142V140H220ZM0 142V146H2V145H4V144H2ZM7 142V141H6ZM65 142V143H64ZM126 142H128L127 144H125ZM134 142V143H133ZM253 142V141H252ZM200 143H202V144H200ZM206 143V144H205ZM2 144V145H1ZM11 144H12V142H11ZM12 144V145H13ZM65 144V147L63 146V145ZM66 144H67V146H66ZM134 144V145H133ZM135 144L137 145V146H135ZM115 145V146H114ZM152 145H153V147H152ZM9 146V145H8ZM19 146V147H20ZM117 146V147H116ZM118 146H119V148H118ZM123 146H125V148L123 147ZM127 146V147H126ZM133 146V147H132ZM192 146H195V147H192ZM4 147V146H3ZM139 147H141V148H139ZM201 147H199L198 146V148H201ZM2 147H0V149H1ZM16 148V149H15ZM65 149V151L63 152V150ZM68 148V154H69V147H67ZM102 148H104V146L102 147ZM108 148V149H109ZM122 148H123V150H122ZM130 148V149H129ZM132 148V149H131ZM63 149V150H62ZM115 149V150H114ZM125 149V150H124ZM3 150V149H2ZM52 150V152H50ZM107 150V149H106ZM106 150H105V153H103V155H105L106 154ZM152 150V151H151ZM189 150H191V151H189ZM4 151V150H3ZM127 151V150H126ZM140 151V150H139ZM151 151V152H150ZM194 150H193V153L195 152ZM57 154H55V153ZM102 152H104V150L102 151ZM109 151H107V155L109 154V153H112V152H109ZM114 152H113V154H112V156L110 157V156H107V157H110V158H114L115 159V157H113L114 156ZM153 152V153H152ZM156 152V153H155ZM201 152V151H200ZM2 153V154H3ZM48 153V154H47ZM67 153V152H66ZM116 153H118V151H116ZM123 153H125V152H123ZM128 153V152H127ZM150 153H151V155H153L154 156V158H152L153 156H150ZM163 153L164 154H166V155H163ZM226 153V152H225ZM227 153H228V151H227ZM13 154H14V156H13ZM54 154H55V156H54ZM149 156H148V155ZM160 154V155H159ZM185 154V155H184ZM190 154V153H189ZM229 154V153H228ZM65 155H67V154H65ZM111 155V154H110ZM129 155V156H130ZM142 155V156H141ZM163 155V156H162ZM184 155V156H183ZM2 156H4V154L2 155ZM11 156V157H10ZM54 156V157H53ZM139 156H141V158L139 157ZM157 156V157H156ZM169 156V157H168ZM224 156V155H223ZM241 156V157H240ZM249 157L248 159L250 160V161H248V160H245L246 159V157ZM5 157V156H4ZM49 157V158H48ZM57 157V158H56ZM61 157H62V162H61ZM64 157V158H63ZM105 157V156H104ZM124 157V158H123ZM140 159H139V158ZM151 157V158H150ZM165 157V158H164ZM243 157V158H242ZM15 158V160H13ZM42 158H43V160H42ZM66 158H68V157H66ZM91 158V157H90ZM94 159H95V157H93ZM133 158H135L136 160H134ZM147 160H146V159ZM164 158V159H163ZM199 158H200V161H199ZM231 158V159H230ZM237 158H238V160H237ZM13 161H12V160ZM69 159V158H68ZM92 159V158H91ZM94 159H93V163H94ZM108 159V158H107ZM125 161H124V160ZM153 159V160H152ZM168 159V160H167ZM169 159H171V160H169ZM183 159V161H181ZM230 159V160H229ZM234 159V160H233ZM242 159V160H241ZM47 160V161H46ZM67 160V159H66ZM80 160V159H79ZM151 160V161H150ZM212 160H213V162H212ZM17 161L19 162V163H17ZM34 161V162H33ZM39 161V162H38ZM68 161V160H67ZM108 160H106V162H107ZM112 161H114L115 162V160H112ZM162 161V162H161ZM185 161H188V162H185ZM191 161V162H190ZM225 161V162H224ZM229 161V162H228ZM233 161V165L231 164V162ZM236 161V163H234ZM238 161H239V163H238ZM38 162V163H37ZM56 162H58V161H56ZM96 160H95V165L94 166H97V164H96ZM110 162V160L108 161V163ZM147 162H148V164H147ZM219 163L218 165L216 164V163ZM227 162V163H226ZM17 163V165H15V164ZM63 163L62 164H59V163H57L58 165H63ZM111 163V162H110ZM110 163H109V165H110ZM160 163V164H159ZM162 163V164H161ZM164 163H166V164H164ZM179 163V164H178ZM183 163V164H182ZM185 163V164H184ZM216 164V166L214 165V164ZM230 163V164H229ZM13 164V165H12ZM56 164V165H57ZM65 164V163H64ZM229 164V165H228ZM237 164V165H236ZM239 164V165H238ZM30 165H32V166H30ZM40 165V166H39ZM47 165V164H46ZM45 165V166H46ZM57 165V166H58ZM84 165V163L81 165V166H83ZM124 165H125V168L124 169H122L121 167H124ZM147 166L146 168H145V166ZM155 165H156V167H155ZM221 165V164H220ZM242 165H244V169L243 168H241L240 166H242ZM11 166V167H10ZM30 166V167H29ZM105 166H107V164L105 165ZM139 166V168L141 167V169H138L137 167ZM229 166V167H228ZM232 166V167H231ZM238 166V167H237ZM17 168V170H18V172H17V170H16V168ZM37 167H39L38 169H36ZM56 167V166H55ZM59 167V166H58ZM70 167V168H69ZM71 167H73V169L71 170ZM77 167H80V168H77ZM112 167H113V164H112ZM111 167V168H112ZM154 167L155 168H157V169H154ZM159 167H161V166H159ZM179 167H181V166H179ZM226 167V168H225ZM109 169L107 170L106 169V172H104L103 173V170H102V173L105 175V174H107V177L109 176H112L110 173L111 172H113L112 171V169L110 170V166L108 167ZM145 168V169H144ZM216 168H217V170H216ZM223 168V169H222ZM229 168H230V171H229ZM15 169V170H14ZM75 169V170H74ZM105 169V168H104ZM116 169V168H115ZM134 169H136V170H134ZM149 169V170H148ZM208 169H210L209 171H208ZM233 169V170H232ZM39 170V171H38ZM57 170H59V171H61V172H58ZM111 172H110V171ZM124 170V171H123ZM144 170H145V172H144ZM146 170L147 171H149V173L148 172H146ZM152 170V171H151ZM153 170H154V172H153ZM216 170V171H215ZM228 170V172H227V174L225 173V171H227ZM245 170V171H244ZM73 171V172H72ZM105 171V170H104ZM108 171V172H107ZM129 171V172H128ZM190 171H192V172H190ZM25 174L26 173V175H24L23 173ZM43 172V171H42ZM224 172V173H223ZM243 172L245 173V175H243ZM40 173V174H39ZM60 173V174H62V177L60 176V177H58L59 175L58 174ZM64 173V174H63ZM72 173H73V176H72ZM76 173V174H75ZM80 173V172H79ZM116 173H118L117 171H116ZM120 173V172H119ZM120 173V174H121ZM148 173V174H147ZM233 173V174H234ZM18 174H17V176H18ZM38 174V175H37ZM42 174V175H41ZM54 174V175H53ZM58 175L57 177H55V175ZM74 174L76 175V176H79V177H77V179L79 178V179H81V182H80V186H79V181H77L76 180V176H74ZM108 174H110V175H108ZM210 174H211V172H210ZM213 174H211V177L209 176V174L208 175H206V178H205V175H204V179H205V183H206V180H208L209 178H211V179H209L210 181L213 179V180H215V176H213ZM14 175V176H15ZM23 175V176H22ZM40 175H41V177H40ZM63 175H64V177L65 178H63ZM144 175V176H143ZM149 175V176H148ZM196 175H192L194 178H196L195 176ZM37 176H39V177H37ZM67 176H68V178H67ZM139 176H140V173H139ZM143 176V177H142ZM148 176V177H147ZM185 176H188V175H185ZM191 176V177H192ZM199 176H201V175H199ZM209 176V177H208ZM6 177H7V175H5V179L2 181V185H6L7 187L6 188H8V186L10 187V185L12 184L11 182H10V185H9V178H7L6 179ZM12 177V176H11ZM44 177H49L48 175L47 176H45L44 175ZM75 177V178H74ZM191 177H189V178H191ZM202 177V176H201ZM14 178H16V177H14ZM55 178L57 179V180H55ZM68 179L67 181H65V179ZM145 178V179H144ZM225 178V177H224ZM11 179V178H10ZM46 179H47V181L48 180H50V183H48L47 184V182H46ZM78 179V180H79ZM237 179V178H236ZM241 179V180H240ZM53 180H54V182H53ZM71 180V181H70ZM146 180V181H145ZM208 180V182L209 183H211L210 181ZM212 180V181H213ZM6 181H8V182H6ZM43 181H44V183H43ZM71 183H70V182ZM84 181H85V179H84ZM143 181V182H142ZM148 181V182H147ZM4 182H6V183H4ZM45 182H46V185L48 186L47 188L45 187L46 185H45ZM66 182H68L69 184H71V186H70V188L68 187L69 185L68 184H66L67 186H65L64 184L66 183ZM74 182H75V184H74ZM78 182V183H77ZM43 183V184H42ZM83 183V184H82ZM143 183V184H142ZM242 183V185L244 186V184ZM1 184V183H0ZM29 184V183H28ZM253 184V183H252ZM74 185H75V187H74ZM77 185L79 186V187H77ZM86 187H85V186ZM113 185H115V184H113ZM148 185V186H147ZM150 185H151V183H150ZM205 185V184H204ZM242 185H239L238 184V186H240L241 188H244ZM12 186V185H11ZM43 186V188H41ZM54 186V185H53ZM60 186V187H59ZM82 186V187H81ZM144 186V187H143ZM146 186H147V188H146ZM201 186H203V185H201ZM27 187V186H26ZM25 187V188H26ZM27 187V188H28ZM82 189H81V188ZM131 187V186H130ZM142 187H143V189H142ZM251 187H254V188H260V189H264V181H263V179L261 180L260 179V185L257 187V185H255V184H253V185H251ZM45 188V189H44ZM63 190V189H65V188H68V191L66 190V193H63V191L61 190V189ZM78 188H79V192H80V189H81V192L80 193H82L81 195H80V193L78 192ZM134 188H132L133 190H135ZM195 188H197V187H195ZM204 188V187H203ZM43 189V190H42ZM101 189V188H100ZM138 189H140L141 190V195H140V193H139V191H138ZM146 189V190H145ZM192 189H194V187H192ZM43 191V192H38V191ZM76 190H74V191H76ZM131 190V191H130ZM144 190V191H143ZM183 190H185V188L183 189ZM182 189H180V193H184V194H186L187 193V190H185V191H183ZM15 192H16V190H14ZM14 191H12V192H14ZM29 191H27V193L29 192ZM32 191V192H31ZM61 191V192H60ZM71 191H73V190H71ZM26 192V191H25ZM54 192V193H53ZM65 192V191H64ZM123 192V191H122ZM144 192H146V193H144ZM189 192V191H188ZM57 193V192H56ZM103 193V194H102ZM111 193V194H110ZM131 193V194H130ZM29 194V193H28ZM28 194H25L26 195V197H29V196H27ZM29 194V195H30ZM85 196H84V195ZM106 194V196H105V198H104V195ZM119 194V195H118ZM122 194V195H121ZM130 194V195H129ZM32 195V194H31ZM42 195V196H43ZM80 195V196H79ZM86 195H88V198L86 197ZM97 196V198H96V196ZM103 195V196H102ZM132 195H133V197H132ZM34 196V195H33ZM32 196V197H33ZM36 196H38V195H36ZM39 196L38 197H36L35 199H39ZM41 196V197H42ZM61 196V195H60ZM67 196H66V199H65V201H67L68 202V198H67ZM77 196V195H76ZM91 196V195H90ZM111 196H113V195H111ZM114 196H116V194H114ZM131 196V197H130ZM145 196H147V198L145 197ZM151 196V195H150ZM82 197H84V198H82ZM94 197H95V199H94ZM103 197V198H102ZM142 197V198H141ZM184 197V196H183ZM31 198V197H30ZM43 198H45V196L43 197ZM90 198L92 199V201L90 200ZM113 198H115V197H113ZM131 198H132V200H131ZM31 199H34V197L33 198H31ZM63 199H64V197H63ZM97 199V200H96ZM104 199V200H103ZM120 199V198H119ZM143 199V200H142ZM71 200V198L69 199V201ZM110 200V199H109ZM133 200H134V202H133ZM138 200V201H137ZM185 200V199H184ZM184 200H182V201H184ZM28 201H30V200H28ZM33 201H35V200H33ZM74 201H72V202H74ZM87 201H90V203L88 204V206H87ZM97 201V203H95V202ZM108 201V202H107ZM144 201V202H145ZM148 201V200H147ZM111 202V201H110ZM130 202V203H129ZM185 202H187L186 200H185ZM185 202H180L179 204H178V206H180V207H178V208H175V204H174V206H172L171 204L170 205H168L167 207H166V205L163 207H155V206H150L152 209L150 210V211H152V213L150 212V213H147V211L145 212V213H147L146 214V218H145V220L146 221H150L149 220V218H151L152 217V220L153 219H156V218H159L160 216H161V218H164V216H167V215H170V214H172V213H175L174 211H172V210H177V212H181V214L183 213H185L183 216H182V219H187V218H189L190 216H189V212H192V209H190V208H186L185 207V205L183 204V203H185ZM75 203V202H74ZM75 203V204H76ZM112 204V205H114V206H116L115 204ZM123 203V204H122ZM78 204V205H79ZM86 206H85V205ZM102 204V205H101ZM111 204V203H110ZM122 204V205H121ZM131 204H132V206H131ZM35 205V204H34ZM64 204H62V206H63ZM73 205V204H72ZM78 206L80 209L79 210H82V207L81 206ZM89 205H90V209H89ZM98 205V206H97ZM56 206H57V208H56ZM62 206H61V208H62ZM104 206V207H103ZM130 206V207H129ZM169 206H172V207H169ZM59 207V208H58ZM85 207V208H84ZM93 207V208H92ZM95 207V208H94ZM177 207V206H176ZM182 207V208H181ZM74 208V207H73ZM111 208V209H110ZM116 208H118V207H116ZM148 208V207H147ZM96 209H97V211H96ZM104 211H103V210ZM131 209V208H130ZM150 209V208H149ZM171 209V210H170ZM190 211H189V210ZM115 210V211H114ZM127 210V209H126ZM182 210H184V212L182 211ZM187 210H188V212H187ZM55 211V212H54ZM56 211H57V213H56ZM66 211H68L69 213H71L73 216L72 217H70L71 215H69V216H67L66 215V213H68V212H66ZM95 211V212H94ZM109 211V212H108ZM117 211H121V210H117ZM170 211H172L170 214H169V212ZM61 212L62 213H64L67 217H65V219L64 220H62L63 218H64V214L62 215L61 214ZM93 212V213H92ZM168 212V213H167ZM56 213V214H55ZM68 213V214H69ZM97 213H99V214H97ZM108 214V215H112V217H111V219L110 218H107L108 217V215H106V214ZM142 213V212H141ZM154 213V214H153ZM55 214V215H54ZM59 214H61V215H59ZM84 216H83V215ZM143 215H144V213H142ZM150 214H152V215H150ZM180 214V215H181ZM50 216V215H49ZM107 216V217H106ZM142 216V215H141ZM148 216H150V217H148ZM154 216L156 217V218H154ZM56 217H57V219H56ZM63 217V218H62ZM68 217H70V219L71 220H68ZM73 217H78V218H76V219H78V221L77 220H75ZM83 217V218H82ZM89 217V218H88ZM113 217H115V218H113ZM143 217V216H142ZM145 217V216H144ZM144 217L142 218V220L144 219ZM25 219L26 217H22L21 219ZM36 218H38V217H36ZM59 218V219H58ZM60 218H62V219H60ZM39 219V218H38ZM84 219V220H83ZM88 221H87V220ZM94 219H95V221H94ZM110 219V220H109ZM114 219V220H113ZM117 221H116V220ZM28 220V219H27ZM26 219L25 220H22L23 221V223H24V221H25V223H27L28 221H27ZM52 220V221H53ZM63 221V222H58V221ZM74 220H75V222L76 223H74ZM145 220H144V222H145ZM184 220H182L183 222H184ZM56 221V222H55ZM72 221H73V223H72ZM93 221H94V223H93ZM116 221V222H115ZM40 222V223H39ZM57 222H58V225H57ZM67 222L69 223V224H67ZM122 222V223H121ZM140 222H142V221H140ZM29 223V222H28ZM63 223V224H62ZM72 223V224H71ZM93 223V224H92ZM125 223V222H124ZM143 223V222H142ZM41 224V225H40ZM59 224H61L62 226H60ZM141 224V223H140ZM40 225V226H39ZM72 227H71V226ZM74 225H75V227H74ZM121 225V226H120ZM29 226H31V227H33L32 229L31 228H29ZM35 226V227H34ZM49 226L51 227L50 229H49ZM95 226V227H94ZM98 226V227H97ZM117 226V227H116ZM137 226H140V225H138L137 224ZM142 226V225H141ZM54 227V226H53ZM74 227V228H73ZM81 227V228H80ZM94 227V228H93ZM101 227V228H100ZM37 228V229H36ZM40 228H42L43 230H41ZM55 228V227H54ZM77 230H76V229ZM97 228V229H96ZM100 228V229H99ZM29 229L31 230V231H29ZM36 229V230H35ZM57 229H55V230H57ZM61 229V230H60ZM65 229V230H64ZM75 229V230H74ZM91 229H93V231L91 230ZM54 229H52V231H53ZM96 232H95V231ZM99 230V231H98ZM100 230H101V232L103 233V234H101V232H100ZM45 231V232H44ZM66 231H67V233H66ZM75 231V232H74ZM124 231H126V229H124ZM29 232H31V234H32V240H33V238H34V241H36L38 238H39V240H37L36 242H34V241H32V245L31 244H29L28 245V243H29V241L31 240L30 239V237H29ZM47 232V234H49L48 235V237H47V234H45ZM78 232V233H77ZM52 233H54L55 235H56V237L54 236V234H52ZM66 233V234H65ZM81 233V234H80ZM85 233V234H84ZM121 233H123V234H121ZM60 234V235H59ZM92 234V235H91ZM93 234H95V237L93 236ZM53 235V236H52ZM59 235V236H58ZM76 235V236H75ZM83 235H87L86 236V238H88V239H85V236H83ZM100 235H102V236H100ZM122 235H124V236H122ZM31 236V235H30ZM39 236V237H38ZM45 236H46V238H45ZM52 236V237H51ZM57 236H58V238H57ZM64 236H66V237H64ZM69 236H73V237H71L70 239H69ZM78 236H81V237H78ZM126 236V237H125ZM178 238H176V237ZM175 236L173 235L172 236V238H170L171 239V241H169V243L171 244H175L177 247H179V248H173L174 247V244L172 245L173 247H172V249L171 250H173V251H170L169 250V252H170V255H172L173 257H175V254H176V257L175 258H177L178 256H180L181 257V259H182V257H186V259H184L183 258V260H181L180 258H177V260L178 261H182L183 262V264H185V261L187 262V259H188V249L186 250V248L185 247H188V246H185V245H187V243H185V241L187 242V237L185 236L184 237V234L182 235L183 237H181V238H179L176 234H175ZM35 237H37V238H35ZM50 237L52 238V239H50ZM53 237H55L54 238V240H53ZM62 237H63V239H62ZM83 237H84V239H83ZM125 238V239H123V238ZM261 237V236H260ZM26 238H27V241H25L26 240ZM75 238V239H74ZM83 240H82V239ZM92 240H91V239ZM97 240H96V239ZM28 239H30L29 241H28ZM36 239V240H35ZM43 241V239H44V241L41 243L40 241L41 240ZM45 239H50V241H54V243H53V241H52V243H50V241L48 240H45ZM59 239V241H56V240H58ZM62 241H61V240ZM64 239H66V240H64ZM81 239V240H80ZM263 238L261 237V240H262ZM87 240V241H86ZM90 240V241H89ZM169 240V239H168ZM175 240V241H174ZM183 240H184V242H183ZM260 240V241H261ZM21 241H23V242H21ZM73 241H74V243H73ZM75 241H77V242H75ZM83 241H85L84 243H83ZM92 242V243H94L93 241H95V244H90V243H88L89 245H91V246H89V245H87V243L86 242ZM161 241V240H160ZM162 241L165 243L166 242V244L168 243V241H166V240H164V239H162ZM161 241V242H162ZM180 241H182V243H184V244H182ZM263 241V240H262ZM24 242L26 243V244H24ZM28 242V243H27ZM59 243V244H57V243ZM61 242V243H60ZM82 242V243H81ZM215 242V241H214ZM214 242H213V244H214ZM35 243V244H34ZM36 243H39V244H36ZM43 243H45V244H47V246L44 244L43 245ZM49 243H50V247H49ZM68 243V244H67ZM71 243V244H70ZM73 243V244H72ZM76 243H77V246H76ZM84 244V246L82 245L81 246V244ZM168 243V244H169ZM179 243V244H178ZM181 243V244H180ZM24 244V245H23ZM55 244V245H54ZM63 244V245H62ZM67 244V245H66ZM97 244L99 245V247L97 246ZM169 244V245H170ZM36 245L38 246V248H36ZM41 245H43V248H42V246ZM53 245V246H52ZM61 245V246H60ZM64 245H65V247H64ZM73 245V246H72ZM102 245V246H101ZM179 245V246H178ZM28 246V247H27ZM59 246V247H58ZM63 246V247H62ZM66 246H68V248L66 247ZM110 248L111 246L113 247H111L112 249H108V251L110 252V250H111V255H113V257L111 256V255H107L106 254V256H105V254L103 255V259H102V256L101 257H98L99 256V254H100V251H99V248H100V250L101 249H103V247L104 248H108V247ZM145 246H146V244H145ZM175 246V247H176ZM183 246V247H182ZM29 247H30V250H29ZM32 247V248H31ZM81 247H83V248H81ZM88 247V248H87ZM102 247V248H101ZM144 247V246H143ZM182 247V248H181ZM24 248H25V250H24ZM35 248V249H34ZM41 248V249H40ZM58 248V249H57ZM61 248H63V249H61ZM90 248H92L91 249V251L94 253V254H98L97 256L96 255H94L91 251H89L88 252V249L90 250ZM6 249H8V248H6ZM32 249H34V250H32ZM54 249V250H53ZM73 249V250H72ZM98 249V250H97ZM137 249H138V251H137ZM177 250V252H176V250ZM36 250H39V252L37 251V253H36ZM48 250L50 251V252H48ZM67 250V251H66ZM69 250V251H68ZM85 250H86V252H85ZM94 250V251H93ZM99 252H97V251ZM134 250H136V251H134ZM141 250V251H140ZM232 250V249H231ZM230 250V248L229 249H227L226 250V252H230L231 251ZM261 250V249H260ZM8 251V250H7ZM10 251V252H9ZM8 252H6L5 254H7L8 253V256L9 257H11L12 256V251L11 250H9ZM28 251L30 252V254L28 253ZM46 251V252H45ZM61 251V252H60ZM113 251V252H112ZM139 251L140 252H142V253H139ZM179 251V252H178ZM187 251V252H186ZM22 252V251H21ZM27 254H26V253ZM64 252V253H63ZM70 252H71V255H69L70 254ZM77 252V253H76ZM145 252V253H144ZM220 250H215L214 251V253L212 252V254H211V256H210V258H213V260L212 261H214L215 263L216 262H218L219 261V258H218V256L220 255ZM33 253V254H32ZM52 253V254H51ZM54 253H56V254H54ZM82 253V254H81ZM152 253V254H151ZM173 253V254H172ZM177 253L179 254H181V255H183V256H181L180 254L177 256ZM11 254V255H10ZM30 256H29V255ZM45 254V255H44ZM51 256H50V255ZM73 254V255H72ZM78 254V255H77ZM81 254V255H80ZM84 254V255H83ZM87 254V255H86ZM101 254H102V252H101ZM100 254V255H101ZM150 254V255H149ZM187 254V255H186ZM230 254V253H229ZM26 255L28 256L27 258H25L26 257ZM69 257H68V256ZM85 255L87 256V257H85ZM216 255V256H215ZM263 255H264V253H263ZM52 256L54 257L55 256V261H54V258H52ZM57 256V257H56ZM59 256H61V257H59ZM70 256H72V257H70ZM104 256H105V258H104ZM108 256V257H107ZM109 256H111L110 257V259H112V260H110L109 259ZM155 256V255H154ZM262 256V255H261ZM94 257V258H93ZM262 257H264V256H262ZM44 258V257H43ZM58 258V259H57ZM75 258V259H74ZM79 258H80V260H79ZM93 258V259H92ZM98 258H100V263H99V261H98ZM29 259V258H28ZM45 259V258H44ZM43 259V260H44ZM47 259V258H46ZM57 259V260H56ZM60 259V261L58 262V260ZM64 259V260H63ZM69 259V260H68ZM104 259H105V261H104ZM107 259V260H106ZM36 260H38V259H36ZM50 260H52V261H50ZM68 260V261H67ZM83 260V261H82ZM109 260V261H108ZM77 261H79V262H77ZM102 261H104V262H102ZM82 262V263H81ZM188 263V262H187ZM186 263V264H187ZM44 264V263H43ZM105 264V263H104ZM165 264H168V263H166L165 262Z\"/></svg>","mask_w":264,"mask_h":264}]
</instances>
